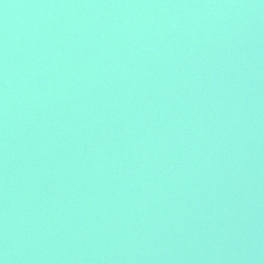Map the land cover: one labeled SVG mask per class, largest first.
I'll list each match as a JSON object with an SVG mask.
<instances>
[{"label":"water","instance_id":"95a60500","mask_svg":"<svg viewBox=\"0 0 264 264\" xmlns=\"http://www.w3.org/2000/svg\"><path fill=\"white\" fill-rule=\"evenodd\" d=\"M0 264H264V0H0Z\"/></svg>","mask_w":264,"mask_h":264}]
</instances>
